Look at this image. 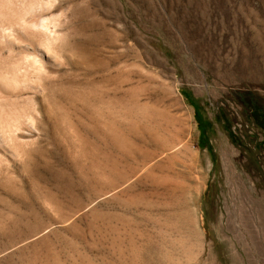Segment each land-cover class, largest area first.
<instances>
[{
    "label": "rangeland",
    "instance_id": "obj_1",
    "mask_svg": "<svg viewBox=\"0 0 264 264\" xmlns=\"http://www.w3.org/2000/svg\"><path fill=\"white\" fill-rule=\"evenodd\" d=\"M0 5V264H264V0Z\"/></svg>",
    "mask_w": 264,
    "mask_h": 264
},
{
    "label": "bare ground",
    "instance_id": "obj_2",
    "mask_svg": "<svg viewBox=\"0 0 264 264\" xmlns=\"http://www.w3.org/2000/svg\"><path fill=\"white\" fill-rule=\"evenodd\" d=\"M0 6H1V5H0ZM3 8H4V7H3ZM32 9H33V8H32ZM32 9H31V10H32ZM0 10H1V9H0ZM3 13H4V12H3ZM3 15H4V14H3ZM0 17H1V16H0ZM4 21H6V20H4ZM12 21H13V20H12ZM44 22H45V20H44ZM5 24H6V23L4 22V24L2 23L1 26H4ZM45 24H46V23H45ZM35 25H37V24L35 23ZM46 25H47V24H46ZM6 26H7V25H6ZM47 26H48V25H47ZM4 28H5V27H4ZM39 28H41V27L39 26V27H38V30H39ZM32 29H33V28H32ZM1 30H2V29H1ZM41 30H43V28H41ZM1 33H3V31H2ZM3 34H5V33H3ZM3 34H2V35H3ZM14 34H15V33H14ZM16 35H17V34H15L14 36H16ZM0 36H1V35H0ZM4 36H5V35H4ZM1 37H2V36H1ZM4 38H5V37H4ZM14 38H15V37H14ZM16 38H17V37H16ZM18 38H19V37H18ZM7 40H8V39H7ZM7 40H4V41H7ZM19 40H20V39H19ZM8 41H9V40H8ZM21 42H22V39H21ZM21 42H19V43H21ZM5 43H6V42H5ZM13 43H14V42H13ZM13 43H12V44H13ZM16 43H17V42H16ZM19 43H18V44H19ZM3 44H4V43H3ZM4 45H5V44H4ZM7 45H8V44H7ZM12 46H13V45H12ZM15 46H16V45H15ZM6 47H7V46H6ZM0 48H1V47H0ZM2 48H3V47H2ZM10 49H11V48H10ZM0 53H2V52H0ZM11 53H12V52H11ZM13 60H14V59H13ZM31 65H32V64H31ZM0 71H1V69H0ZM14 72H15V71H14ZM14 72H13L12 74H14ZM2 73H3V72H2ZM5 73H6V72H5ZM7 74H8V73H7ZM0 75H1V73H0ZM3 75H4V74H2V76H3ZM16 75H17V74H15V76H16ZM7 76H8V75H7ZM10 76H11V75H10ZM10 76H9V78H10ZM16 78H17V77H16ZM12 79H14V78H12ZM1 80H2V79H1ZM6 80L9 81V79H6ZM10 80H11V78H10ZM17 80H18V79H17ZM11 81H12V80H11ZM11 81H10V82H11ZM13 82H14V81H12V83H11L12 85H13ZM16 83L18 84V82H16ZM8 84H10V83L8 82ZM8 84H7V85H8ZM10 87H11V86H10ZM10 87H9V88H10ZM15 87H18V85L15 86ZM15 87H13V88H15ZM9 88H7V89H9ZM11 89H12V88H11ZM11 89H10V90H11ZM12 90H13V89H12ZM1 91H2V90H1ZM13 91H14V90H13ZM13 91H12V92H13ZM10 92H11V91H10ZM14 92H15V91H14ZM2 93H3V92H2ZM2 93H1L0 95H2ZM0 97H1V96H0ZM8 97H9V96H8ZM8 100H9V99H8ZM0 118H1V117H0ZM2 118H3V117H2ZM3 120H4V119H3ZM0 123H1V122H0ZM2 125H4V124H2Z\"/></svg>",
    "mask_w": 264,
    "mask_h": 264
},
{
    "label": "trees",
    "instance_id": "obj_3",
    "mask_svg": "<svg viewBox=\"0 0 264 264\" xmlns=\"http://www.w3.org/2000/svg\"><path fill=\"white\" fill-rule=\"evenodd\" d=\"M202 135H204V131H202Z\"/></svg>",
    "mask_w": 264,
    "mask_h": 264
}]
</instances>
